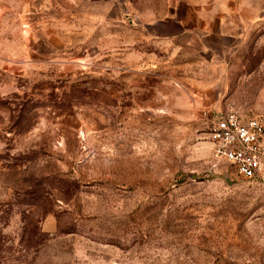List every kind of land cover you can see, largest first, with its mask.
<instances>
[{
  "label": "rangeland",
  "instance_id": "rangeland-1",
  "mask_svg": "<svg viewBox=\"0 0 264 264\" xmlns=\"http://www.w3.org/2000/svg\"><path fill=\"white\" fill-rule=\"evenodd\" d=\"M215 112L264 116V0H0V264H264Z\"/></svg>",
  "mask_w": 264,
  "mask_h": 264
},
{
  "label": "built area",
  "instance_id": "built-area-1",
  "mask_svg": "<svg viewBox=\"0 0 264 264\" xmlns=\"http://www.w3.org/2000/svg\"><path fill=\"white\" fill-rule=\"evenodd\" d=\"M208 138L215 156L228 161L240 177L264 179V116L215 112Z\"/></svg>",
  "mask_w": 264,
  "mask_h": 264
}]
</instances>
